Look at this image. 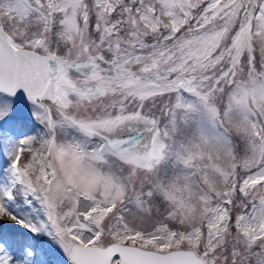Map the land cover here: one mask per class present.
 <instances>
[{
    "label": "snow or ice",
    "instance_id": "1",
    "mask_svg": "<svg viewBox=\"0 0 264 264\" xmlns=\"http://www.w3.org/2000/svg\"><path fill=\"white\" fill-rule=\"evenodd\" d=\"M0 264H264V0H0Z\"/></svg>",
    "mask_w": 264,
    "mask_h": 264
}]
</instances>
